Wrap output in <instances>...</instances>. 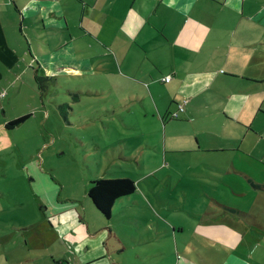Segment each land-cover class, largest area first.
Returning <instances> with one entry per match:
<instances>
[{"label": "crops", "instance_id": "0c3cea01", "mask_svg": "<svg viewBox=\"0 0 264 264\" xmlns=\"http://www.w3.org/2000/svg\"><path fill=\"white\" fill-rule=\"evenodd\" d=\"M261 18L264 0H0L3 67L12 70L27 63L34 76L79 78L88 81L82 85L88 96L127 98L151 114L157 110L160 117L162 108L150 100L154 94L171 98L167 113L188 100L184 113L191 123L199 121L198 113L213 116L209 107L215 104L220 110L215 114L243 125L240 138L225 133L224 122L219 127L206 123L211 136L200 135L195 126L191 153L214 155L205 168L223 176L215 179L220 198L207 194L197 202L205 212H192L199 220L186 242L183 228L162 226L160 220L156 227L127 212L147 206L138 198L137 185L135 193L114 203L109 219L89 199L82 205L93 218H77L47 209L43 195L35 194L38 219L28 212L24 219L0 225L13 243L22 238L24 247L41 243L43 248L11 260L0 258V264H160L171 242L176 246L173 264H264V44L247 25V20L264 25ZM167 76L171 80L166 83L162 80ZM109 81L112 90L105 88ZM169 120L176 121L170 114L162 120L164 150ZM231 137L251 139L253 153L231 148L230 141L225 146L222 141ZM254 167L260 171L252 177ZM160 205L171 207L167 199ZM162 241L167 245H153Z\"/></svg>", "mask_w": 264, "mask_h": 264}, {"label": "rangeland", "instance_id": "374dc122", "mask_svg": "<svg viewBox=\"0 0 264 264\" xmlns=\"http://www.w3.org/2000/svg\"><path fill=\"white\" fill-rule=\"evenodd\" d=\"M247 25L252 35L259 36L258 43L264 44V25L250 20H247ZM23 45L27 50L25 40ZM0 71L3 74L0 93H5V96H0L1 222L24 219L28 212L33 214L34 220L38 219L37 201L32 196L35 194L43 195L42 206H47V209L64 210V215L74 213L77 218L83 215L93 218L82 205L85 199H89L86 190L90 182L95 179H130L138 187V198L143 199L147 206L130 208L127 212L137 219L151 220L155 226L160 220L162 226L183 228L186 242L199 220L193 217L192 212H205L197 202L207 194L220 198L215 179L223 174L205 168L206 164L215 161L214 155L197 157L191 153L196 147L191 136L195 133V126L202 130L198 132L200 135L211 136L213 133L206 129V123L219 127L224 122L227 127L225 133L232 131L233 136L240 138L243 125L227 121L222 113L215 114L220 112L215 104L209 107L214 115L209 116L210 111L198 113V122L191 123L185 113L179 114L181 119L169 120L166 128L168 147L164 150L165 125L162 120L175 113H167L172 106L168 96L154 94L150 99L152 103L156 102L158 109L162 108L160 117L157 110L151 114L140 102L134 103L127 98L119 101L116 97L102 98L96 93L88 96L82 89L84 82L88 81L79 78L34 76V70L28 68L27 63L12 70L0 65ZM112 84L109 81L105 88L112 90ZM147 102L142 96L146 107ZM106 114H110V118ZM24 116L29 118L18 128H8L9 122ZM261 120L264 121V116ZM236 139L231 137L222 142L226 146L230 141L229 146L238 147L242 153H253L249 144L251 139L244 142ZM259 171L254 167L250 175L257 176ZM237 179L234 180L239 184L246 183L241 178ZM163 199L168 200L170 208L158 207ZM70 200L74 201L77 209L70 207ZM23 242L22 238H15L13 243L0 225L1 259L11 260L21 252L27 255L29 251L33 253L43 248L41 243H28L24 247ZM181 242L178 240V248L182 247ZM157 244L164 247L167 242L153 245ZM175 247L174 243H169V254L161 259L160 264L175 262Z\"/></svg>", "mask_w": 264, "mask_h": 264}, {"label": "trees", "instance_id": "16d2710c", "mask_svg": "<svg viewBox=\"0 0 264 264\" xmlns=\"http://www.w3.org/2000/svg\"><path fill=\"white\" fill-rule=\"evenodd\" d=\"M179 114L176 117L171 114V119L178 120ZM28 118L29 116L18 118L9 122L7 126L8 128H14ZM135 191V183L130 179H96L90 183L87 196L96 210L104 218L109 219L114 203L120 198L132 195Z\"/></svg>", "mask_w": 264, "mask_h": 264}, {"label": "built area", "instance_id": "2783aa9c", "mask_svg": "<svg viewBox=\"0 0 264 264\" xmlns=\"http://www.w3.org/2000/svg\"><path fill=\"white\" fill-rule=\"evenodd\" d=\"M171 80V76L165 77L162 81L169 82ZM188 104V100H184L177 105V111L173 114V116H177L179 113H182L185 110L186 105Z\"/></svg>", "mask_w": 264, "mask_h": 264}]
</instances>
